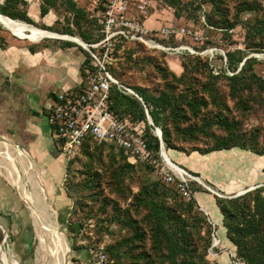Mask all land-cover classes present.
Here are the masks:
<instances>
[{
	"label": "trees",
	"instance_id": "16d2710c",
	"mask_svg": "<svg viewBox=\"0 0 264 264\" xmlns=\"http://www.w3.org/2000/svg\"><path fill=\"white\" fill-rule=\"evenodd\" d=\"M160 1L175 9L183 5V0ZM19 2L20 0H5L4 4L0 5L1 16L4 14V17L7 15L13 19L19 18L32 23L25 9L14 11L18 8ZM106 2L107 0H99L98 9L104 10ZM208 2L212 7L210 12L206 13V23L221 28H233L242 22L240 11L256 9L254 1L238 0L237 11L229 17L226 0H208ZM13 3L15 6L12 5ZM58 5L65 11V24L68 29L72 30L77 26L86 28V31H81L79 35L87 43L95 42L100 38L98 32L100 25L91 16L92 11L79 6L75 0H42L41 15H46L50 9ZM69 13L73 14L72 18L68 15ZM176 16L179 17V15ZM71 22L73 27L70 25ZM244 24L254 32L264 35L263 18L253 25ZM45 29L60 32L49 26ZM18 35L23 37L19 33ZM183 39L172 37L169 41L163 39L161 41L172 45L178 44ZM130 45L142 46L143 44L136 42L126 47ZM129 52L131 53V50ZM245 54L247 53L241 49L227 51L228 68L233 72L232 74L224 70L214 72L210 61H203L201 56L193 58L183 55L181 60L183 69L180 73L170 67L163 69L160 64H155L165 80L164 86L155 90L122 82L121 74L113 63L107 68L122 87L116 83L112 84L109 92L110 108L120 118L128 117L134 122H145V136L150 147L158 154L161 141L154 132V126L148 122L146 108L154 125L162 129L166 149H178L186 153L195 150L208 153L239 147L264 155V137L261 141L252 140L240 130L238 121L229 114L231 109L219 85L220 78L225 77L230 94L235 100L234 106L240 109H247L249 106L243 92L251 87V81L264 89V79L252 73L249 77L251 81H249L241 70L237 71L239 62L244 59ZM90 66L91 56L86 51V58L82 65L84 79L86 70ZM201 69L207 73L205 79L195 75L200 73ZM125 88L134 90L138 96L133 93L128 94ZM214 127L219 130L216 131ZM201 140H207L211 142V145L208 147L195 145L187 151L185 147L178 144V142L197 143ZM93 142L97 141L88 137L80 151L90 156L89 150ZM109 144L118 150L116 158L119 157L123 161L115 172V177L124 183L130 169L136 168L137 161H132L124 149L112 143ZM141 163L148 170L154 169L150 163ZM68 165L69 162L66 169ZM86 185L96 190L99 187L98 176L88 178ZM193 187L194 191H208L197 183ZM98 192L93 191V194ZM215 198L223 215L227 237L236 248L238 257L246 264H264V187L260 186L242 195L225 197L215 195ZM131 203L136 212H139L141 207L144 208L145 213L142 219L131 217L129 209H122L113 203L114 209L122 213H118L119 221L132 230L131 235L123 237L107 248L118 258L126 257L127 260L122 264H209L207 254L213 241V225L195 198L185 201L175 184L166 183L161 179H148L139 191L133 194Z\"/></svg>",
	"mask_w": 264,
	"mask_h": 264
},
{
	"label": "rangeland",
	"instance_id": "374dc122",
	"mask_svg": "<svg viewBox=\"0 0 264 264\" xmlns=\"http://www.w3.org/2000/svg\"><path fill=\"white\" fill-rule=\"evenodd\" d=\"M3 1L0 0V3ZM75 1L81 7L90 8L89 0ZM226 1L228 15L232 17L239 7L238 0ZM249 1L255 2L256 9L240 11L242 22L233 28H221L206 23V13L210 12L212 7L208 0H183V5L178 9L160 0H150L149 12L154 9L163 11V15L160 16L163 25L175 23V25L193 27L201 31L202 39L200 41L196 42L192 38H184L178 44H170L176 47L180 43H185L193 46L199 53H192L188 50H181L180 52L162 51L161 49H150L143 45H130L122 51L114 62V67L121 74L122 82L131 86H146L150 90L162 88L165 80L155 64H160L163 69L170 67L175 70L177 63L181 65L183 55H189L193 58L201 56L203 61H210L214 72L218 73L220 70H224L230 74L232 71L228 68L229 62L226 53L235 49H241L247 53L244 59L239 62L237 71L241 70L248 80L252 73L264 79V35L254 32L244 24L253 25L260 19H264V0ZM41 2L42 0H26L19 3L17 7L18 9L29 8L28 10L33 14ZM12 5L15 6L14 3ZM52 10L54 13H50L51 17L57 19V22L51 27L60 32L56 33L53 30L51 32L58 35H63V32H71L73 34L65 33V35L77 36L82 39L79 34L81 31H86V28H78L75 25L77 28L68 29L65 24L64 9L58 5ZM14 11L17 10L14 9ZM33 17L36 20H32L33 26L47 30L45 29L47 25L42 22L40 17ZM14 19L24 21L19 18ZM8 26L7 22H0V35L5 37L8 43H23L25 41L26 43H37L39 46L47 41L66 43L65 40L57 37L22 34L23 37H21L16 35L15 32H18L16 29L8 28ZM21 32L30 34L28 31ZM208 49L213 52H206ZM181 69H183L182 66ZM195 75L205 79L207 73L201 69L200 73ZM251 83V87L243 92L249 106L247 109H240L234 106L235 100L230 94L227 79L221 77L219 80L222 95L231 109L230 116L238 121L240 130L245 135L252 140L261 141L264 137V89L252 81ZM127 93L130 94V92ZM214 129L219 130L216 127ZM178 144L188 151L195 145L208 147L211 142L201 140L197 143L178 142ZM166 150L172 161H175L172 156L173 153L169 149ZM89 151H91L90 156L81 150L75 158L67 161L69 165L62 181L63 199L56 198L53 202L46 200L45 195H41V201L35 198L31 202L37 207V210L30 208V203L24 201L22 189L19 195L12 188H8L2 198L0 197V222L8 233V238L4 241V232L0 227V264L2 249L9 250L12 264H89L92 249L102 246L104 250H107L109 245L131 235V228L119 221L118 213L121 211H116L113 203L122 209H129L131 217L142 219L145 210L141 207L139 212L135 211L131 203L133 194L137 193L148 179L156 180L159 178H157L154 169L148 170L141 162H137L136 168L130 169L125 182L122 183L115 177V172L123 163L122 159L116 158L118 150L115 147L110 146L109 143L93 142ZM92 176H98L99 187L96 190L86 185V181ZM3 180L7 181L5 178ZM198 181V179H190L191 189L194 190L193 185L195 183L204 189H208ZM253 185L257 186L256 188L264 187V182ZM251 186H246L243 190ZM251 190L253 189H248L244 193ZM93 191L99 192L93 194ZM55 229L60 231L61 239L57 237L58 234L54 231ZM215 234L220 237L219 231ZM232 246L233 248L223 247L221 243L213 247L210 246L207 254L209 264H246L236 254V248L233 244ZM106 253L108 255L107 264H122L127 260L126 257L118 258L108 250ZM222 255H227V261L223 260L220 263L217 258L219 259Z\"/></svg>",
	"mask_w": 264,
	"mask_h": 264
},
{
	"label": "crops",
	"instance_id": "0c3cea01",
	"mask_svg": "<svg viewBox=\"0 0 264 264\" xmlns=\"http://www.w3.org/2000/svg\"><path fill=\"white\" fill-rule=\"evenodd\" d=\"M22 1L26 0L19 3ZM41 3L34 15L25 8L27 16L33 21H36L33 16H38L51 27L57 22L50 14L54 8L42 16ZM161 15L162 10L154 9L143 21L148 28L157 29L163 25ZM48 37H57L66 43L47 41L42 46L25 41L8 43L0 35V197L8 188L19 195L22 189L24 201L32 209H37L32 200L41 201V195L53 202L56 198L63 199L62 181L67 161L48 115L58 93L80 88L85 82L82 65L88 52L76 40ZM175 67L176 72L182 70L179 63ZM169 150L175 163L216 189L215 192L194 191L195 199L216 227L215 232L219 231L220 237H216L221 245L233 248L215 195H234L246 186L264 182V155L239 147L208 153ZM223 260L227 261V255L217 258L220 263Z\"/></svg>",
	"mask_w": 264,
	"mask_h": 264
},
{
	"label": "built area",
	"instance_id": "2783aa9c",
	"mask_svg": "<svg viewBox=\"0 0 264 264\" xmlns=\"http://www.w3.org/2000/svg\"><path fill=\"white\" fill-rule=\"evenodd\" d=\"M89 4L91 16L100 25L98 30L100 38L92 43L86 42L84 45L91 56V66L86 70L85 82L80 88L61 91L57 94V99L50 106L48 115V121L55 128L66 161L79 153L83 142L88 137L99 143H112L124 149L132 161L150 163L157 178L166 183L175 184L185 201L193 200L195 193L189 183L193 178L186 175L191 174L176 171L167 163L164 155L161 154V149L158 154L150 147L145 136V122H134L128 117L120 118L111 110L110 88L113 83L120 87L122 85L112 76L107 67L118 59L128 44L136 42L150 49L171 52L188 50L199 53L191 45L180 43L175 47L162 42L161 39L169 41L172 37L192 38L197 42L202 39L201 31L173 23L162 25L157 29L148 28L143 18L148 15L149 0H107L104 10L98 9L99 0H89ZM68 15L73 17L72 13ZM70 25L73 27L72 22ZM125 89L135 95L134 90ZM256 187L252 185L248 189ZM248 189L233 196L242 194ZM212 237L211 247L216 245L214 226ZM91 252L89 264L108 263V255L102 246L92 249Z\"/></svg>",
	"mask_w": 264,
	"mask_h": 264
},
{
	"label": "bare ground",
	"instance_id": "6f19581e",
	"mask_svg": "<svg viewBox=\"0 0 264 264\" xmlns=\"http://www.w3.org/2000/svg\"><path fill=\"white\" fill-rule=\"evenodd\" d=\"M0 22L4 23V22H7L9 24L8 28H14L16 29L20 34L22 35H35V36H38V37H42V36H58V37H64V38H68V39H73V40H77L81 43L82 42V39H80L79 37L77 36H71V35H58V34H55L51 31H47V30H44V29H41V28H38L36 26H33V25H29V24H26V22L24 21H20V20H16V19H12L10 17H4L1 16L0 14ZM21 31H28L30 34L28 33H25V32H21ZM15 32V31H14ZM16 33V32H15ZM18 35V33H16ZM76 42V41H75ZM164 157L167 161V163L173 168L175 169L176 171L178 172H183L185 173V171L180 168L179 166L175 165L172 161V159L169 157L167 151H164ZM187 176L193 178V179H197L196 177H193L189 174H186ZM57 229V228H56ZM54 230L58 235L57 237L59 239H61L60 235V231L58 230ZM215 244L217 245L219 243V240L218 238L216 237V239L214 240ZM1 264H12L11 263V256H10V252L9 250H4L2 249L1 251Z\"/></svg>",
	"mask_w": 264,
	"mask_h": 264
},
{
	"label": "water",
	"instance_id": "95a60500",
	"mask_svg": "<svg viewBox=\"0 0 264 264\" xmlns=\"http://www.w3.org/2000/svg\"><path fill=\"white\" fill-rule=\"evenodd\" d=\"M0 14H1V13H0ZM6 17H8V16H6ZM26 24L33 25V24H30V23H26ZM76 41H77V40H76ZM77 42H79V41H77ZM82 42H83V43H81V42H79V43L82 44V45H85V44H86V42H84L83 40H82ZM133 92H134V91H133ZM135 95H138V94L135 93ZM146 112H147L148 122L154 126V132H155V134L159 137V139H160V141H161V146H160L161 154L164 155V154H163L164 151H167V150H166V148H165V145H164V142H163V138H162V129H161L159 126L154 125L153 119H152V117H151V115H150L148 109L146 110ZM173 163H174L175 165L179 166L180 168H182L185 172H188V171H186L183 167H181L180 165H178L177 163H175L174 161H173ZM188 173H189V172H188ZM194 177H196V178H197L202 184H204L208 189H210L211 191H214V192H215L214 189H212L210 186H208V185H207L204 181H202L198 176H195V175H194ZM0 227L3 229V232H4V241H6L7 238H8V233H7V231H6L5 227H4V225H3L1 222H0Z\"/></svg>",
	"mask_w": 264,
	"mask_h": 264
}]
</instances>
